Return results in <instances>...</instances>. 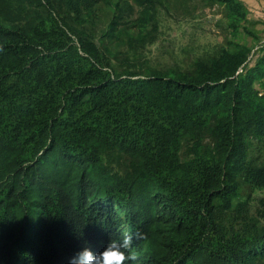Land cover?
<instances>
[{"label": "trees", "instance_id": "obj_1", "mask_svg": "<svg viewBox=\"0 0 264 264\" xmlns=\"http://www.w3.org/2000/svg\"><path fill=\"white\" fill-rule=\"evenodd\" d=\"M133 1L129 27L127 0H0V264H69L125 233L139 264H264L243 196L264 188V47L138 73L120 40L156 1ZM215 2L239 30L242 4Z\"/></svg>", "mask_w": 264, "mask_h": 264}, {"label": "rangeland", "instance_id": "obj_2", "mask_svg": "<svg viewBox=\"0 0 264 264\" xmlns=\"http://www.w3.org/2000/svg\"><path fill=\"white\" fill-rule=\"evenodd\" d=\"M127 1L133 6L132 16L127 17L126 21L131 27L140 16L141 8L133 0ZM155 1L152 24L146 36H138L133 43L126 36L120 40L118 52L123 67L137 65L135 70L138 73L169 67L184 69L197 57L219 47L228 48L231 43L251 49V65L256 64L263 55L264 0H237L246 13V19L239 30L231 27L227 9L215 0ZM100 15L105 20L112 18L107 8L101 10ZM95 22L99 27L104 23L99 19ZM255 87L259 89L260 84L256 83ZM243 196L250 197L257 216L264 212L260 205V200L264 198V188L246 190Z\"/></svg>", "mask_w": 264, "mask_h": 264}, {"label": "clouds", "instance_id": "obj_3", "mask_svg": "<svg viewBox=\"0 0 264 264\" xmlns=\"http://www.w3.org/2000/svg\"><path fill=\"white\" fill-rule=\"evenodd\" d=\"M141 234L137 233L136 237ZM134 236L123 234L121 239H110L102 251L88 244L70 258L69 264H139V255L132 247Z\"/></svg>", "mask_w": 264, "mask_h": 264}]
</instances>
